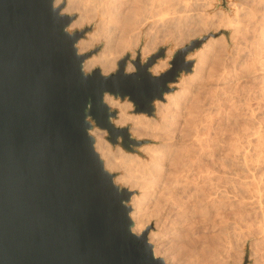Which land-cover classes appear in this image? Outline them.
<instances>
[{"label":"water","instance_id":"water-1","mask_svg":"<svg viewBox=\"0 0 264 264\" xmlns=\"http://www.w3.org/2000/svg\"><path fill=\"white\" fill-rule=\"evenodd\" d=\"M55 1L0 0V264H166L147 232H132V192L114 183L89 132L94 124L112 144L138 145L112 124L104 96L152 116L198 46L179 49L157 76L150 68L165 50L142 62L140 46L114 73L87 74L92 53L75 47L84 32L67 31L74 17Z\"/></svg>","mask_w":264,"mask_h":264},{"label":"rangeland","instance_id":"rangeland-1","mask_svg":"<svg viewBox=\"0 0 264 264\" xmlns=\"http://www.w3.org/2000/svg\"><path fill=\"white\" fill-rule=\"evenodd\" d=\"M74 1L75 11L70 14L65 12L66 0L55 5L64 3L61 14L74 17L72 23L85 15L84 5H88L87 0ZM142 1V32L134 35L140 43L135 53L145 44L152 49L148 57L163 48L168 64L165 72L179 49L191 43L198 48L186 56L193 62L191 72L170 85L174 91L165 95L164 101L154 102L152 116L134 114L127 99L116 100L128 108L127 116L156 121V105H165L166 97L175 96L187 86L173 141L175 156L166 164L163 181L167 185L173 182V186L176 181L181 186L186 184L189 201L173 209L165 206L159 191L145 194L139 175L148 154L137 151L158 146L159 141L130 135L139 144H129L125 149L120 138L112 144L108 133L92 124V130L104 132L113 155L114 167L108 172L114 178L124 176L125 182L118 186L132 192L131 213L135 211L137 219L145 223L143 232L157 250L156 257L166 264H264V146L247 147L243 143L255 139L256 126L264 122V0H148L153 9L150 2ZM132 6L126 7L125 13ZM92 22L86 24V20L72 32L69 26L67 31L84 32L80 40H87L97 31ZM103 48L100 42L83 54L92 53L90 59ZM126 54L131 58L132 52L126 51L116 63ZM116 68L104 75L114 73ZM107 106L116 112L113 124L120 111ZM124 127L129 132L130 123L119 128ZM233 154L236 157L232 161Z\"/></svg>","mask_w":264,"mask_h":264},{"label":"bare ground","instance_id":"bare-ground-1","mask_svg":"<svg viewBox=\"0 0 264 264\" xmlns=\"http://www.w3.org/2000/svg\"><path fill=\"white\" fill-rule=\"evenodd\" d=\"M61 1L62 0H56L55 5L59 4ZM87 1H88V5H84L86 7V8L84 7L85 15L80 13L82 14V16H80L76 22L70 25L69 31L72 32L82 27L84 24V21L86 22V20H87L86 24L94 21L96 25L95 27L97 30V31L94 30L96 32V33L94 32L95 36L93 35L90 37L88 36L87 40L82 39L80 40V42H77L76 49H77L78 54L81 55L89 51L90 49H92L96 44L103 42L104 48L102 49V52L98 56L92 57L87 60L85 59L83 62L82 68L85 73H90L95 68H100L102 74L110 73L115 68L116 59L118 58V56L122 55L126 51L132 52V56L130 58L131 60H134L136 57V53L134 50L140 43L137 40V38H135L136 39L135 41L134 37L136 36L137 32H139V30L142 29V27L140 29V25H141L140 17L141 15H143L142 9H143V5L145 1L143 2L142 0H134V2L133 1L131 2L130 0V4H131L130 6H127L129 4V0H87ZM66 2H67L66 4L67 6L65 9V12L70 14L72 11H75L73 6L76 1L66 0ZM149 2L151 6L150 5L148 6H150L151 9H153V3H151L152 1H148V3ZM132 3H133V6H132ZM131 6L132 8L129 9ZM126 7H129V8L127 10L128 12L126 11L125 13ZM76 8L77 7H75V9ZM88 20H90V22ZM151 51L152 49L148 46V44H145L144 46L140 47V54H141L142 62L145 60L146 57H148ZM200 59L202 58L200 57ZM166 60L167 58L161 61H157L150 68V73L154 76H157L161 72H163L168 65L166 64ZM133 71H134V67L130 63H128L126 65L125 72L132 73ZM186 83L187 82L183 81L182 84H186ZM186 90H187V86L184 87L175 96L166 97L165 105H156V111H157L156 117H155L156 121L147 119L145 117L127 116V114L125 113V110L128 108L126 106L120 105L118 100L112 98L109 95L104 96L105 104L111 107H114V108H118L120 111L117 119L113 122V125L116 128L122 127L126 125L127 122H129L130 123L129 133L132 137H136L137 139L141 137H145V138L148 137L150 138L148 140L154 143L158 141L160 142L159 145L157 144L158 146L155 145L154 147L153 146L144 147V148L142 147L141 149L137 151L139 154L140 153L148 154V160L146 161V163H143V170L140 172L139 177H140L142 185L146 187L145 194L152 195L155 192L159 191L161 194V197H163L162 202L165 204V206L168 205L166 207L170 206V208L173 207V209L180 208L182 205H187L189 198H190V191L187 189L186 184L184 186H181L180 181H176V185L173 186V182L167 185L163 181V174L165 171L166 164L167 162H170V160L175 156L173 141L175 140L176 135H177V132H176L177 124H178L177 120H179L178 119L180 116L179 111L182 107L181 102H184L185 100L184 94ZM173 107L175 108L177 112H173V109H172ZM256 128L258 129L255 130L254 134H257L258 136L256 135L257 137L253 140L248 139V140H245V142H243L245 143V145H247V147L248 146L249 147L250 146L251 147L252 146L254 147L264 146V122L263 123L261 122L258 125V127L256 126ZM91 135H93L94 137L95 151L100 152L101 153L100 156L105 159V162L103 163L104 168L107 171L109 169L112 171L114 167L112 163L113 155L110 152L109 146L106 145L104 141V138H103L104 132L94 128L91 131ZM235 155L236 154H233V156H231L232 161L236 157ZM182 177H184V180L185 178H187L186 175L185 176L183 175ZM184 180L182 179L181 182H183ZM203 181L205 180L203 179ZM124 182H125V179L123 175H119L114 178V183L116 185L124 183ZM185 183H186V180H185ZM181 184L183 185V183ZM178 185H180L181 187ZM201 203L199 204L202 205ZM186 208L187 206L185 207V209ZM185 209L183 210L184 213L183 211L181 212L182 219L186 212ZM135 213H136L135 211L130 213V217L134 223L132 232L136 235H140V234L145 233V231L143 232L145 223L142 220L137 219V217L135 216ZM153 253L156 256L157 250H155V248H153Z\"/></svg>","mask_w":264,"mask_h":264}]
</instances>
